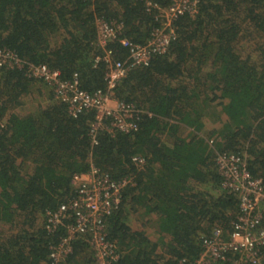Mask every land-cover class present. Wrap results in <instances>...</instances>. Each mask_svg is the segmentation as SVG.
Here are the masks:
<instances>
[{
	"label": "trees",
	"instance_id": "16d2710c",
	"mask_svg": "<svg viewBox=\"0 0 264 264\" xmlns=\"http://www.w3.org/2000/svg\"><path fill=\"white\" fill-rule=\"evenodd\" d=\"M156 14L145 0H0V50L24 62L0 67V264H99L85 233L63 259L50 257L75 223L71 209L47 228L77 195L72 176L92 166L128 179L104 219L113 264H195L205 237L231 230L239 198L222 186L218 154L238 156L264 180V0H201L195 15L178 16L167 51L113 90L134 105L137 129H98L96 143L95 112L73 116L51 85L26 73L42 63L63 79L77 74L87 92L104 89L105 50L125 60L120 40L145 44L161 25ZM99 18L122 25L104 47Z\"/></svg>",
	"mask_w": 264,
	"mask_h": 264
},
{
	"label": "built area",
	"instance_id": "2783aa9c",
	"mask_svg": "<svg viewBox=\"0 0 264 264\" xmlns=\"http://www.w3.org/2000/svg\"><path fill=\"white\" fill-rule=\"evenodd\" d=\"M201 0H169L163 7L152 0H145L149 9H155L161 25L154 27L145 44L121 39L128 48L125 60H114L110 50H105L102 60L107 64L106 87L87 92L80 88L77 74L72 79H63L58 70L46 64H28L26 73L52 86L54 97L67 104L69 112L77 116L83 111H94L95 119L90 134L96 143L95 133L104 128L108 132L128 133L137 129L134 119L136 109L133 104L113 97V90L132 67L147 66L153 56L167 51L175 39L173 21L183 14L197 13ZM98 44L104 47L116 39L122 25L115 21L97 19ZM99 60V57L96 61ZM24 62L8 49L0 50V67H23ZM142 167L144 158H133ZM218 172L222 176V186L235 192L239 198V213L232 222L231 230L223 232L214 229L209 237L202 240L203 251L195 264H260L264 254V180L254 178L245 163L236 155L220 153L217 156ZM76 197L62 204L50 214L47 228L54 229L66 209L73 211L74 224L68 227V235L57 246L52 247L50 257L55 261L63 259L70 251L71 239L77 233L89 235V243L99 264H113L117 258V246L106 236L104 219L120 201V193L128 179L112 180L107 174L92 166L88 171L72 176Z\"/></svg>",
	"mask_w": 264,
	"mask_h": 264
}]
</instances>
